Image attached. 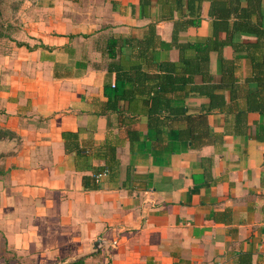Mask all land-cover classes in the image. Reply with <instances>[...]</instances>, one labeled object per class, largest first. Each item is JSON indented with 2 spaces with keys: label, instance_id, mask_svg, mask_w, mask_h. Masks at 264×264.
<instances>
[{
  "label": "crops",
  "instance_id": "obj_1",
  "mask_svg": "<svg viewBox=\"0 0 264 264\" xmlns=\"http://www.w3.org/2000/svg\"><path fill=\"white\" fill-rule=\"evenodd\" d=\"M14 9L0 41L6 249L30 264H264V51H251L264 0Z\"/></svg>",
  "mask_w": 264,
  "mask_h": 264
},
{
  "label": "rangeland",
  "instance_id": "obj_2",
  "mask_svg": "<svg viewBox=\"0 0 264 264\" xmlns=\"http://www.w3.org/2000/svg\"><path fill=\"white\" fill-rule=\"evenodd\" d=\"M22 0H3L1 4V27L5 32L7 29L6 23L13 17L14 8L17 4H19ZM3 37H0V41ZM4 147V146H3ZM0 148H2L0 146ZM6 147H4L5 149ZM3 150V148L1 149ZM6 245L4 244L2 238L0 237V264H30V261L24 257V255L17 254L13 250L6 249Z\"/></svg>",
  "mask_w": 264,
  "mask_h": 264
},
{
  "label": "trees",
  "instance_id": "obj_3",
  "mask_svg": "<svg viewBox=\"0 0 264 264\" xmlns=\"http://www.w3.org/2000/svg\"><path fill=\"white\" fill-rule=\"evenodd\" d=\"M2 1L3 0H0V18H1V4H2ZM248 21V20H246ZM248 24V22H246ZM259 34H262V36L264 37V32H259ZM6 36V31L4 32L2 30V27H1V22H0V37H4ZM257 44V43H255ZM258 46H254L252 45L251 47V51L255 52V51H260V52H263L264 51V42L262 44H257ZM262 45V46H261ZM257 56H253V61H255L252 66H253V69L255 71V73H258L257 75H255V80L261 84V85H264V63L263 62H259V60H257ZM162 81V80H161ZM166 83H167V80L165 79L163 81V83L157 85L156 87L152 88L151 91H153V95L151 96V103L152 102H156V100L160 97V95H162L163 91H165L167 89V86H166ZM10 135V132L6 129H1L0 128V138L1 137H4V136H9ZM0 158H1V154H0Z\"/></svg>",
  "mask_w": 264,
  "mask_h": 264
},
{
  "label": "built area",
  "instance_id": "obj_4",
  "mask_svg": "<svg viewBox=\"0 0 264 264\" xmlns=\"http://www.w3.org/2000/svg\"><path fill=\"white\" fill-rule=\"evenodd\" d=\"M103 173H104V172H98V173L96 174V178H99Z\"/></svg>",
  "mask_w": 264,
  "mask_h": 264
}]
</instances>
